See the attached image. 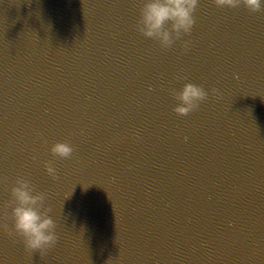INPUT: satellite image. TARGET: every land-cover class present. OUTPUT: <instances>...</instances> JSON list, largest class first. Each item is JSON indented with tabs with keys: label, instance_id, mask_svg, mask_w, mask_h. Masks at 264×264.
I'll return each instance as SVG.
<instances>
[{
	"label": "water",
	"instance_id": "water-1",
	"mask_svg": "<svg viewBox=\"0 0 264 264\" xmlns=\"http://www.w3.org/2000/svg\"><path fill=\"white\" fill-rule=\"evenodd\" d=\"M143 2L0 0V224L24 176L59 236L0 229V264H264V10L199 0L185 51L136 31Z\"/></svg>",
	"mask_w": 264,
	"mask_h": 264
},
{
	"label": "clouds",
	"instance_id": "clouds-1",
	"mask_svg": "<svg viewBox=\"0 0 264 264\" xmlns=\"http://www.w3.org/2000/svg\"><path fill=\"white\" fill-rule=\"evenodd\" d=\"M218 8H238L241 5L249 12L255 13L264 10L262 0H212ZM199 0H144L139 7V16L135 29L143 36L157 40L162 49H169L175 41H181L183 50H188L190 41L183 40L184 35L191 33L196 23L194 13L197 10ZM178 80H186L187 77L178 76ZM172 95L179 103L173 111L181 116L198 110L201 102L208 99L209 93L203 85L192 82L184 83L177 90L170 88ZM211 93L217 97L222 93L213 87ZM137 134V139H139ZM47 143V141H45ZM51 153L60 158H70L74 152L73 145L68 141H57L51 145ZM35 159V157H33ZM45 170L52 179H58L57 170L51 162L45 163ZM7 178H5L6 180ZM11 198L5 204V221L11 220L9 227L7 222L0 224V229L16 243L19 237L26 250L46 251L54 247L59 239L56 232L57 224L49 215L52 211L46 205L47 193L37 191L35 185L24 177L17 176L11 187ZM10 208L9 213L7 209Z\"/></svg>",
	"mask_w": 264,
	"mask_h": 264
}]
</instances>
